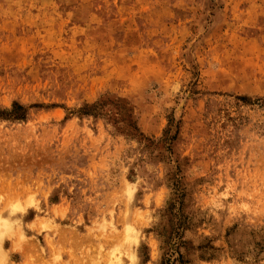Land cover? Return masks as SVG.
<instances>
[{
    "label": "rangeland",
    "instance_id": "rangeland-1",
    "mask_svg": "<svg viewBox=\"0 0 264 264\" xmlns=\"http://www.w3.org/2000/svg\"><path fill=\"white\" fill-rule=\"evenodd\" d=\"M12 211L0 264H264V0H0Z\"/></svg>",
    "mask_w": 264,
    "mask_h": 264
},
{
    "label": "bare ground",
    "instance_id": "bare-ground-1",
    "mask_svg": "<svg viewBox=\"0 0 264 264\" xmlns=\"http://www.w3.org/2000/svg\"><path fill=\"white\" fill-rule=\"evenodd\" d=\"M29 202V201H28ZM18 204V203H16ZM17 206V205H16ZM11 208V207H10ZM14 208V207H13ZM15 211L10 212L9 217L0 218V239L5 236L12 234V230L15 229V219H14ZM21 223V222H20ZM18 227V226H16ZM18 230V228H17ZM16 236V235H15ZM118 258V257H117Z\"/></svg>",
    "mask_w": 264,
    "mask_h": 264
},
{
    "label": "trees",
    "instance_id": "trees-1",
    "mask_svg": "<svg viewBox=\"0 0 264 264\" xmlns=\"http://www.w3.org/2000/svg\"><path fill=\"white\" fill-rule=\"evenodd\" d=\"M13 109H20V110H24V107H22L21 105L15 104Z\"/></svg>",
    "mask_w": 264,
    "mask_h": 264
}]
</instances>
